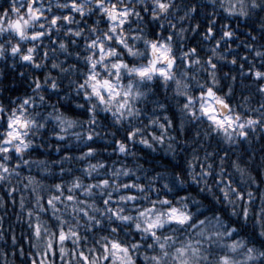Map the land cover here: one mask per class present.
<instances>
[{"label": "clouds", "instance_id": "obj_1", "mask_svg": "<svg viewBox=\"0 0 264 264\" xmlns=\"http://www.w3.org/2000/svg\"><path fill=\"white\" fill-rule=\"evenodd\" d=\"M13 2L18 9L21 5L26 7V0H0V9L9 8L10 19L20 14L19 11L11 12ZM164 2L169 7L162 12L158 7L159 0H105L102 7L107 8L115 3L121 11L127 10L126 22L121 26L118 22L109 21L105 13L98 10L96 0H79L83 6V16L67 7H58L69 4L70 0H46V7L41 3L46 16H61V23L53 29L55 39L48 35L47 19L28 25L29 36L34 31L45 34L35 41L30 38L20 40L10 31L0 34V45L4 48L0 53V139H3L6 131L7 117L13 109L19 112L24 100H28V104L24 105V115L35 121L27 130L25 138L29 147L22 154L16 153L14 146L11 154L0 153V164L8 167L7 172L0 170L3 176L0 187L9 189V198L13 187L19 191L20 185H23V189L27 190L30 187H25L28 176H24L20 169L47 173L49 178L59 180L65 187L69 183L64 182V177L69 174L79 176L85 185L97 184L101 179H109L118 185L110 206L123 208L122 215L131 219L121 222L107 212L101 214L89 208L88 211L101 224L90 228L87 217L78 220L80 244L75 245L76 251L83 249L90 259L94 258L92 252L99 251L96 241L102 244L104 241L100 237L109 235L128 245L133 264H156L153 256L160 258V264H179L182 259L188 260L189 264H220L222 255H227L231 264H264V255H261L264 253V126H261L264 125V108L260 107L264 104V93L257 91V87L254 92L251 91L243 82L237 84L236 78L222 71L221 65H235L231 61H237L239 55L235 49H221L219 46V41L225 38L224 31L236 35L228 24L219 28L218 39L217 35L208 34L207 31L210 26H215L214 19L209 20L208 28L202 30L199 20L221 14L220 10L225 9V0ZM242 3L243 14L240 11L241 0H228L226 9L234 6L235 10L225 11L237 15L256 33L252 35L249 32L248 41H239L237 37V47L240 43L244 44L252 59L259 58L262 62L261 67L264 65V0H242ZM48 8L52 11L48 12ZM63 15H70L71 21L64 23ZM113 23L115 32L110 30ZM41 24L44 25L43 29ZM77 32L79 35H75ZM105 33L111 39L106 38ZM117 38L123 44L117 43ZM190 39L197 43V53L193 59H198L199 63L194 65L184 63L186 57L183 54L194 48L188 46ZM153 40L162 41L171 48L176 60L171 69V79L153 75L151 79L141 80L134 73L130 75L122 69L117 86L120 83L126 86L129 80L134 85L133 96L128 98L126 108L118 111L124 99L122 93L111 101L105 93L106 101L101 104L86 85L83 88L80 86L90 71H94L100 79L110 78V74L114 75L111 65L117 60L129 67L147 65L152 59L148 45ZM90 41L103 43L105 52L112 49V54L100 61L98 49L88 47ZM16 43H20L22 51L30 47L34 49V60L29 62L33 71L28 75L32 82L29 85L31 90H26L21 96L10 95L18 89L9 85L12 74L25 62L21 59V53L12 54L9 51L11 45ZM201 48L204 49L203 53ZM45 51L47 56L44 55ZM90 55L96 59L95 69L90 67ZM209 56H213L217 63L216 69L207 64ZM157 66L167 67L165 64ZM36 71L43 72L42 79L36 77ZM209 72L216 79L213 86L230 103L236 100L237 88L241 93L248 92L232 103L234 114L252 116L261 122L254 128L246 127L249 133L247 137L238 136L240 129L237 128L232 132L231 140H226L222 133L213 131L199 113L193 119L183 109L182 97L176 92V81L183 80L188 85L186 91L198 97L201 86L212 83ZM20 75L23 77L24 73ZM37 80L40 87H37ZM53 82L55 88L50 86ZM229 88L232 89L231 93ZM137 90L141 93L139 97L134 95ZM57 115L71 120V126L61 124L55 119ZM129 131H134L132 138H128ZM121 145L124 146L123 151ZM89 147L91 153H88ZM226 177L230 183H225ZM52 184L40 189L38 194L41 195L42 191L50 193L54 190L50 187ZM125 184L133 185L131 192L137 198L135 201L120 200V196L127 195L122 187ZM134 185H143V190H138ZM110 191L111 185L107 189L96 188L92 197L83 195L81 199L77 196L79 200L90 203L95 200V206L103 211L104 194ZM225 191L229 193L227 196ZM237 193H241L243 198ZM27 199L23 198V207L20 204L18 220H24ZM165 199L169 201L168 206L181 208L191 219L184 224L165 223L158 229L160 236L170 237L166 242L167 247L162 250L159 244L165 241H154L147 234L137 232L135 224L139 209L157 201V209L163 210L165 206L159 201ZM60 204L63 207L59 208L57 215H64L70 224L77 223L69 207L64 202ZM244 208H247V216L243 213ZM6 209L5 198L0 195V225L3 216L8 215ZM29 209L34 213L37 211L36 205L27 208V212ZM33 218L35 215L24 220L27 228L24 229L25 235L19 238L0 226V261L3 264H28L29 255L22 246L25 243L30 246L32 254L42 251L43 240L37 241L30 228ZM200 221H211L213 228L207 229ZM48 226L51 231V224L48 223ZM112 227L118 230L110 232ZM215 232L223 235L217 237ZM141 236L144 238L141 239ZM69 241L70 246L67 244L66 247L71 249L74 245L71 239ZM233 241L240 242L235 251L228 247ZM34 243L37 244L35 248ZM133 243H138L139 247L132 249ZM148 244L153 246L149 248ZM182 247L187 249L183 256L176 251ZM193 248L199 251L193 253ZM249 248L253 249L251 253L248 252ZM6 250L13 254L8 255ZM68 259L71 257L66 255L65 260ZM72 264H80V261L73 259Z\"/></svg>", "mask_w": 264, "mask_h": 264}, {"label": "snow or ice", "instance_id": "obj_2", "mask_svg": "<svg viewBox=\"0 0 264 264\" xmlns=\"http://www.w3.org/2000/svg\"><path fill=\"white\" fill-rule=\"evenodd\" d=\"M105 0H96V6L98 10L105 13L111 22H118L121 26L126 22V18L128 16L127 10L121 11L120 8L117 7L115 3H112L110 7H102ZM58 7H67L70 11H76L80 16L84 15L83 6L79 3V0H70V3L67 5H58ZM159 9L163 12L168 9L169 5L164 2V0H159L158 3ZM11 12L16 13L20 12V14L15 19L9 18V8L5 7L0 9V34L5 31H10L20 40H24L30 38L35 41L37 39L44 37L43 31H34L28 34V25L31 22L41 21L44 19L48 20L49 28L48 35L51 37L53 35V29L57 28V26L61 23V16L52 14L50 16H46L45 9L41 6L36 5V0H26V7L21 5V8L18 9L15 2H13L10 6ZM23 9V11H22ZM227 11H234V6H230ZM48 12H51V8L47 9ZM241 14L244 12L243 3L241 0L240 7ZM70 15H63L62 20L64 23H69L71 21ZM41 29L44 28V25H40ZM110 30L112 32L116 31L115 24L110 25ZM208 34H213V27L208 28ZM75 35H79V32L75 33ZM106 38L111 39V36H108L105 33ZM232 36L231 31H224L223 37ZM171 39V37H169ZM117 43L123 44V41L117 38ZM218 43V42H217ZM63 46V45H62ZM149 48L152 52V59L145 66H132L129 67L123 61L117 60L115 63L111 65L114 70V75L110 74V78L106 77L104 79H100L94 71H90L87 77L84 80V83L80 86L83 88L85 85L91 91L92 95L95 96L101 104H104L106 101L105 93H107V99L109 101L115 100L121 96V93L124 97L122 102L119 105L118 111L126 108L129 103L128 98L133 96V83L131 80L128 81L125 86L123 83L117 86V83L120 81L121 70H126L130 75L135 74L141 80L144 78L151 79L153 75H159L163 77L165 80L171 79V69L174 67L176 60L175 57L171 54V48L164 42L160 41H151L149 43ZM88 47H96L100 53V61H103L107 58V56L111 55L113 50L109 49L105 52V48L103 43L97 44L96 41H90L88 43ZM4 48L0 45V53H3ZM9 51L12 54L21 53V59L26 62H32L34 57L32 55L34 49L28 48L27 50L22 51L20 43H16L11 45ZM197 53L196 48H190L188 52L183 55L186 57L184 63L188 65L198 64V59H193V55ZM44 55L47 56V52H44ZM213 55H215V49H213ZM257 55H261V53H257ZM90 67L95 69L97 67V62L94 56L90 55L88 57ZM236 59H233L231 63L236 64ZM158 64H165L167 67H158ZM207 64L212 68L216 69L218 67L217 63L214 62L213 56H209L207 60ZM38 66V65H37ZM243 68V65H241ZM261 69H264V65L261 66ZM256 69L254 67H249V73L254 78V82L257 84V91L264 93V70ZM243 75V73H241ZM209 76L212 77V83L207 84V86H201V90L199 91L198 97L189 94L186 89L188 85L183 80L176 81V92L177 95L182 97L183 104L182 107L185 112L192 117L193 119L197 118V113H199L200 117L205 119L208 124L211 126L213 131L222 133L226 140H231L232 132L236 131L237 128L240 131L237 133L240 137H247L248 132L246 131V127H255L261 122L252 117H242L240 113H233L232 106L228 99L221 93L217 91V89L213 86L216 83V79L211 72H209ZM235 79V77H233ZM37 87H40L39 81L37 80ZM51 87L55 88V83H51ZM123 90V91H122ZM229 93H231L232 89H228ZM87 95V93H86ZM136 97H139L141 93L137 90L134 94ZM28 104V100H24L20 106V111L17 112L16 109H13L12 113L6 119V131L4 133L3 139H0V153L11 154L13 151V147L15 152L18 154H22L26 148L29 147V142L26 140V134L29 127L35 123L34 120L27 118L24 115V105ZM261 108H264V104L260 105ZM61 124L67 123L68 126H71L72 121L66 120L65 117L57 115L55 117ZM264 126V125H261ZM128 138H132L134 135V131L128 132ZM162 139V138H161ZM124 150V146L121 145V151ZM92 149L89 147L88 153H91ZM86 153L85 155H87ZM227 154V153H226ZM14 158V157H13ZM223 162V161H222ZM27 164L28 162L25 161ZM46 169V165L43 166ZM95 167V166H92ZM203 167V166H202ZM0 170L3 172L8 171V167L0 164ZM63 172V169H61ZM243 174V170H241ZM119 175V173H116ZM0 179H3V176L0 175ZM27 184L25 187L32 186V192L34 194V203L36 205L37 211L35 213L32 209H29L27 215L31 218L35 215V222L30 225L33 236L37 241L43 240V249L42 251H38L36 255H41L42 259L39 261V264H55V257L58 255L61 261V264H72L73 259H78L80 264H133L131 258V251L127 244L122 242L120 239H113L109 235L101 236L100 239L104 242L101 244L99 240L96 243L99 244V251L92 252L94 258L90 259L89 255L81 249L79 252L76 251L75 245L80 244V233L77 230L78 228V220L84 217H87L89 222V227L93 228L94 226H99L101 221L93 216L88 209L92 208L93 212H107V214L111 217H115L118 221H127L131 219V217L122 215L124 209L110 206L112 202L113 192L118 190V185L114 184L109 179H101L97 184H84L79 176H73L67 185L61 182L54 183L50 185L52 189L55 190L56 194L48 195L46 205L43 202V196L38 194L39 190L44 187L42 181H38L35 177L28 176ZM109 185L112 186V191L106 192L103 198V211L101 207H96V202L93 200L91 203L88 200H79L78 196L75 194L77 190L83 189L82 194L92 197L94 195V190L96 188L107 189ZM127 195L120 196L121 201H135L137 198L131 192V188L133 185L125 184L122 186ZM138 190H143V185H134ZM65 188H67V195H65ZM12 192L17 191L16 188L11 189ZM235 191V190H233ZM229 193L225 191V196ZM237 195L242 199L243 196L241 193H237ZM63 198V199H62ZM60 202H64L66 207L71 209V212L74 214L73 219L77 221V223H69L68 218L64 215H57L60 209L57 207V204ZM160 204L164 205L163 210H158L156 207L157 201H152L150 206H145L139 209L136 212V220L135 228L137 232H143L150 236V238L154 241H165L164 243H160L159 247L163 250L167 247V240L170 239L168 236H160L158 233V229L162 228L165 223H177L184 224L188 222L191 217L183 211L181 208H177L175 206H168L169 201L161 200ZM21 207L24 205L23 198L20 201ZM51 210L54 223L51 224L52 230L50 231L48 223H45L41 220L40 213H46ZM243 213L247 216V208L243 209ZM202 225H206L207 229L213 228V224L211 221H200ZM219 225V221H216V226ZM118 230L117 227H112L109 229L110 232H116ZM212 235L213 233H209ZM217 237L223 235L221 232L214 233ZM264 234V233H262ZM144 237L141 236V239ZM71 239L74 247L68 249L66 245ZM191 243V242H189ZM239 241H233L228 247L235 251L239 246ZM149 248L153 245L148 244ZM33 247H37V244H33ZM139 247L138 243L132 244V249H136ZM92 251V250H90ZM181 256L185 255L187 252L186 248H180L176 250ZM199 249L193 248L192 252L197 253ZM253 249L249 248L248 252L251 253ZM49 255H51V259H49ZM70 256L71 259L65 260V256ZM167 255V252L164 253ZM264 255V253H261ZM220 264H231V261L227 255L220 256ZM152 260L156 262V264H160V258L158 256H153ZM31 264H37L35 259L32 260ZM179 264H189L188 260L182 259L179 261Z\"/></svg>", "mask_w": 264, "mask_h": 264}, {"label": "trees", "instance_id": "obj_3", "mask_svg": "<svg viewBox=\"0 0 264 264\" xmlns=\"http://www.w3.org/2000/svg\"><path fill=\"white\" fill-rule=\"evenodd\" d=\"M41 3H44L45 7L47 6L46 0H36L37 6H39ZM227 4H228V0H225V9L227 8ZM225 9L220 10L221 14L215 15V16H208L207 19L199 20V22L202 25V30H204V29L208 28L209 20L214 19L216 21V23H215V26L213 27V29H214L213 34L217 35V39H218V35H219L218 30L224 24H228L229 29L233 30L236 33L235 36L225 37L223 41H219V46L221 49H224V48L235 49L236 52L239 53V55L236 57L237 63L235 65H232L230 63L223 64L220 67H222V71L229 72L230 76L235 77L237 84L243 82L244 84L248 85V88L251 91L254 92L256 87H257V84H256V82H254V78L249 73V67L255 66L254 68L261 69L260 64L262 62L259 60V58L253 60L251 57V54L244 47V44L240 43L239 47H237V44L239 43V41H248L249 37L247 34L249 32H251L252 35H256V33L253 32L252 29L248 25H246L241 19H239L237 15L230 14L229 12L225 11ZM22 11H23V9H22ZM89 22H91V21H89ZM158 27L159 26L157 25V28ZM52 37H53V39H55V33H53ZM237 37H239V41L237 40ZM188 46L195 48V47H197V43L194 39H190L188 42ZM200 51L203 53L204 49L201 48ZM23 63H24V66H18L16 71L12 74V77L9 79L10 87H12L14 89H18L17 91L10 93V95L21 96V95H24L26 90L27 91L31 90L29 85L32 82H31V80L28 79V75L30 72L33 71V69L31 67V65L29 64V62L25 61ZM241 65H243V68L241 67ZM261 70H264V69H261ZM21 73H24L23 77H21V75H20ZM241 73H243V75ZM35 75L37 78L42 79L43 72L42 71H36ZM13 80H15L16 82H13ZM25 81H27V82H25ZM236 92H237L236 100H233L230 103L231 106H232V103H235L237 100L242 99L243 95L248 94L247 91L241 93L239 88H237ZM239 110H243V109H239ZM53 140H55V138H53ZM51 158L55 159L56 157H51ZM20 171L22 172V174L24 176H32V177H35L38 181H42L45 188L47 185H49L51 183L60 182L59 180L54 181L51 178H49L47 173L30 172L28 169H20ZM71 178H72V175H70V174L66 175L64 177V182L69 183ZM230 182H231L230 179L226 177L225 183H230ZM25 183H27V180H25ZM13 188H15V187H13ZM8 192H9V189L0 187V195H2L5 198V201L7 204L6 210L8 212L7 216H3V222H2V225H0V226H2L3 228H6L10 233H12L13 235H15L19 238V237H22L25 235L24 229L27 228V224L24 222V220H26L28 218L27 208L35 207L34 199H32L34 194L32 192V186L31 185L27 190L23 189V185H20L19 191H15V192L11 191V198H9ZM49 194L50 193H48L47 191L41 192V195L44 198L43 202L45 203V205H46L47 198H48ZM51 194H56L55 190H52ZM67 194H68L67 188H65V195H67ZM76 195H78L81 199H83L82 190L77 191ZM25 197H27L28 199L26 200V210L24 211V220H18L17 215L20 212V201H21V198H25ZM57 207L60 208V207H63V205L58 203ZM69 211H71L70 208H69ZM72 215H74V214L72 213ZM0 216H2V213H0ZM41 220L47 221L49 224H52L55 222L51 210L42 214ZM33 222H35V218H33ZM70 243L71 242L69 241L68 242L69 246H70ZM22 246L25 248L26 254L29 255L28 264H31L33 259H35L37 261V264H39V261L42 259V256L32 254V250L30 249V246L27 245V243H25ZM6 252L8 255L13 254L12 252H9L8 250H6ZM15 255H16V258L19 259L18 252H16ZM51 258H52L51 255H49V259H51ZM0 264H3V262L0 261ZM55 264H61V261H60V258L58 255L55 257Z\"/></svg>", "mask_w": 264, "mask_h": 264}]
</instances>
